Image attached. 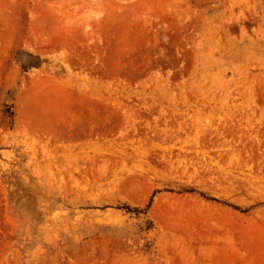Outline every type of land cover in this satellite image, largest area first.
Here are the masks:
<instances>
[{"label": "rangeland", "instance_id": "1", "mask_svg": "<svg viewBox=\"0 0 264 264\" xmlns=\"http://www.w3.org/2000/svg\"><path fill=\"white\" fill-rule=\"evenodd\" d=\"M0 264H264V0H0Z\"/></svg>", "mask_w": 264, "mask_h": 264}]
</instances>
